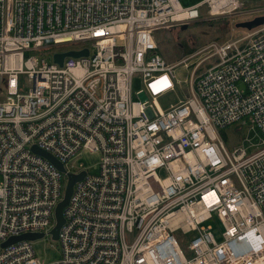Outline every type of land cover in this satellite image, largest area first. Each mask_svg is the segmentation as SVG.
<instances>
[{"label":"built area","instance_id":"2783aa9c","mask_svg":"<svg viewBox=\"0 0 264 264\" xmlns=\"http://www.w3.org/2000/svg\"><path fill=\"white\" fill-rule=\"evenodd\" d=\"M262 16L264 0H0V264H264V24L175 64L157 44L160 31ZM189 60L188 97L162 109ZM83 152L99 155L96 173ZM82 172L57 260L40 262L32 241L2 247L53 241L68 175Z\"/></svg>","mask_w":264,"mask_h":264},{"label":"rangeland","instance_id":"374dc122","mask_svg":"<svg viewBox=\"0 0 264 264\" xmlns=\"http://www.w3.org/2000/svg\"><path fill=\"white\" fill-rule=\"evenodd\" d=\"M180 5L188 7L195 5L203 0H178ZM239 17H226L205 22L200 21L185 26H179L170 30L160 31L157 34L158 54L164 59L167 64H175L193 53L199 51L210 43H221L231 38L236 37L242 32V29L235 27L236 23L243 22ZM74 48V47H73ZM50 52L37 54L39 59L49 60ZM195 60H189L186 66H179L175 70V77L178 81V86L174 93H168L161 99L157 100L158 105L164 109L170 104H176L179 100L188 97V80L192 70V65ZM26 79L23 80L25 83ZM141 77L136 75L132 82L133 100H140L138 95L141 91ZM221 136L227 147L238 146L241 142V134L234 133L231 128L221 131ZM100 157L98 154L83 152L79 163H82L91 173L97 172V167ZM214 232L217 240H219L220 228L216 223H213ZM32 248L36 258L43 263H49L57 260L60 257V247L56 241H51L49 237L33 242Z\"/></svg>","mask_w":264,"mask_h":264},{"label":"water","instance_id":"95a60500","mask_svg":"<svg viewBox=\"0 0 264 264\" xmlns=\"http://www.w3.org/2000/svg\"><path fill=\"white\" fill-rule=\"evenodd\" d=\"M263 24H264V16L254 18L251 21L236 23L235 27L237 29L252 30V29H254L260 25H263ZM87 54H88L87 50H83L80 52L70 51V52H66L63 54L55 55L53 60L55 63H58L59 65H61L62 61L65 57L79 58V57H85V56H87ZM31 150L34 153H36L37 155H40V156L44 157L45 159H47L59 171H63L62 165L54 157H52L49 153H46V152L38 149L36 146H33L31 148ZM84 175H85L84 172H82L79 175H68V180H67V184H66V187L64 190L63 199L61 202L58 203V205L56 206L55 212H54L55 225L50 232L51 239L53 241H57L59 230L64 223V217H63L62 211L69 201V197L71 195L73 185L76 182L80 181L84 177ZM42 238H43V234H23V235H20L18 237H12V238L8 239L5 243L2 244V247H6L8 245H11L13 243L23 241V240L34 242V241L42 239Z\"/></svg>","mask_w":264,"mask_h":264}]
</instances>
